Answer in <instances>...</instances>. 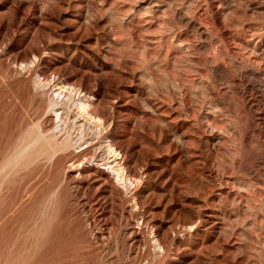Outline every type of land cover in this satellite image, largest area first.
Wrapping results in <instances>:
<instances>
[{"label":"rangeland","instance_id":"rangeland-1","mask_svg":"<svg viewBox=\"0 0 264 264\" xmlns=\"http://www.w3.org/2000/svg\"><path fill=\"white\" fill-rule=\"evenodd\" d=\"M0 264H264V0H0Z\"/></svg>","mask_w":264,"mask_h":264},{"label":"bare ground","instance_id":"bare-ground-1","mask_svg":"<svg viewBox=\"0 0 264 264\" xmlns=\"http://www.w3.org/2000/svg\"><path fill=\"white\" fill-rule=\"evenodd\" d=\"M56 85V84H55ZM67 85V84H66ZM57 87H59V86H57ZM61 90V89H60ZM57 91V90H56ZM58 92V91H57ZM65 92V91H64ZM67 92V91H66ZM60 93V92H59ZM93 93V92H92ZM83 94V93H82ZM86 94V93H85ZM62 96V95H61ZM64 96V95H63ZM57 97H59V96H57ZM65 97V96H64ZM84 97V96H83ZM87 97V96H86ZM96 97V96H95ZM62 99V98H61ZM83 99V98H82ZM84 99H85V97H84ZM95 100V99H94ZM93 100V101H94ZM86 101V100H85ZM92 102V98L87 102V103H91ZM96 106H98L97 104H95ZM81 106H82V109H84L85 111H88V108L90 107L89 105H86V102H83V103H81ZM83 112V111H82ZM87 115V114H86ZM104 116V115H103ZM114 161V160H113ZM110 165V164H109ZM81 166V165H80ZM92 166V165H91ZM93 168V167H92ZM91 168V169H92ZM104 168V167H103ZM120 168V167H119ZM83 170V169H82ZM96 170V169H95ZM101 170H103V169H101ZM77 171V170H76ZM91 171V170H90ZM111 171V170H110ZM98 173V172H97ZM101 173V172H100ZM112 173V172H111ZM106 174V173H105ZM108 174H110V173H108ZM107 174V175H108ZM115 175V174H114ZM118 177V176H117ZM123 179V178H122Z\"/></svg>","mask_w":264,"mask_h":264}]
</instances>
